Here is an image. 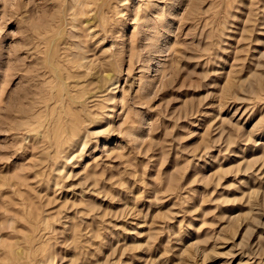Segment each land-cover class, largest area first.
<instances>
[{
  "label": "rangeland",
  "instance_id": "374dc122",
  "mask_svg": "<svg viewBox=\"0 0 264 264\" xmlns=\"http://www.w3.org/2000/svg\"><path fill=\"white\" fill-rule=\"evenodd\" d=\"M92 3L0 0V264H264V0Z\"/></svg>",
  "mask_w": 264,
  "mask_h": 264
},
{
  "label": "clouds",
  "instance_id": "9594fccd",
  "mask_svg": "<svg viewBox=\"0 0 264 264\" xmlns=\"http://www.w3.org/2000/svg\"><path fill=\"white\" fill-rule=\"evenodd\" d=\"M30 2L31 3H35L36 0H30ZM50 2L60 3L61 4V11H59L57 13V15L53 18V25H50L51 31L46 33V35L52 36L54 33L59 35L61 26L63 25L64 20H65L62 8H63L64 4L68 3V0H50ZM79 2H80V0H73V3L79 4ZM102 2H103V0H93V3L91 4V7L95 8L97 5L101 4ZM125 3H127V0H125ZM75 12H76V9L73 8L72 9V14H74ZM72 14H70V16ZM120 15H122V14H120ZM110 22L111 21L106 19L105 17H103V16L101 17V25H100V27H101V30L104 32L106 39L109 36H111V32L107 30V25ZM115 39L119 40L120 37L117 36V37H115ZM147 43L148 44L152 43L151 38L147 41ZM114 48H115V46H114ZM114 48L110 49L109 53H112L114 51ZM148 50H149L148 48H145L143 51H148ZM109 53H106L105 55L107 56V55H109ZM121 55H122V53H121ZM137 62H140L139 58H137ZM112 63H113L112 59H107V60H105L103 62L101 67H111ZM98 99L101 100L102 102L97 103L96 105H94L92 111L98 112L99 114L95 115V116H92V112L88 113L89 116H92L93 120H103V118L107 115V111H108L106 105L108 103H115L114 101L104 100L102 97L98 98ZM205 99H207V97H205ZM121 127H123V126H121ZM105 131L106 132H112V131H118V129H106Z\"/></svg>",
  "mask_w": 264,
  "mask_h": 264
}]
</instances>
